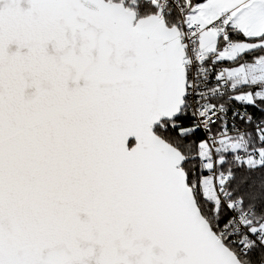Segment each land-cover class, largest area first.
<instances>
[{
    "label": "snow or ice",
    "instance_id": "snow-or-ice-1",
    "mask_svg": "<svg viewBox=\"0 0 264 264\" xmlns=\"http://www.w3.org/2000/svg\"><path fill=\"white\" fill-rule=\"evenodd\" d=\"M0 264H264V0H0Z\"/></svg>",
    "mask_w": 264,
    "mask_h": 264
}]
</instances>
